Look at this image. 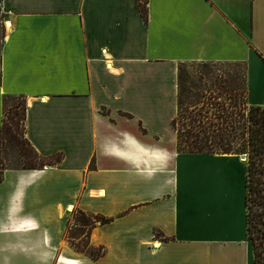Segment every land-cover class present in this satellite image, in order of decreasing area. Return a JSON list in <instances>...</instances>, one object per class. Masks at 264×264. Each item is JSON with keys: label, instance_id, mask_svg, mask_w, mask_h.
I'll use <instances>...</instances> for the list:
<instances>
[{"label": "crops", "instance_id": "obj_1", "mask_svg": "<svg viewBox=\"0 0 264 264\" xmlns=\"http://www.w3.org/2000/svg\"><path fill=\"white\" fill-rule=\"evenodd\" d=\"M137 4L0 0V128L3 97L23 96L26 140L63 156L3 171L0 264H253L245 161L177 153L170 121L181 62L244 63L264 107V0H147L146 22ZM72 204L109 220L90 229L95 261L65 238Z\"/></svg>", "mask_w": 264, "mask_h": 264}, {"label": "trees", "instance_id": "obj_2", "mask_svg": "<svg viewBox=\"0 0 264 264\" xmlns=\"http://www.w3.org/2000/svg\"><path fill=\"white\" fill-rule=\"evenodd\" d=\"M146 4L147 0H138L137 4L145 22ZM17 98L21 99L23 122L25 121V98L4 96L0 139H14L12 127H8V123L11 121L14 126L15 123L13 118L6 117L5 109L8 101ZM170 127L175 133L176 152L179 154L245 155L246 238L252 249L253 264H264V107L248 106L246 102L245 64L178 63L176 114L170 121ZM28 145L31 152L22 153L26 161L21 168H6L0 161V182L5 170L40 171L54 167L62 161L61 153L43 157L34 151L29 142ZM32 159L36 162H32ZM78 214L81 217H90L91 222L87 224L90 229L95 223L109 222L99 216L92 217L80 212ZM82 227L86 228L85 225ZM89 232L90 230L85 233L82 231L78 238L72 240L85 235L79 252L95 261L104 255V251L101 247L89 246ZM66 238L71 239L68 236Z\"/></svg>", "mask_w": 264, "mask_h": 264}, {"label": "rangeland", "instance_id": "obj_3", "mask_svg": "<svg viewBox=\"0 0 264 264\" xmlns=\"http://www.w3.org/2000/svg\"><path fill=\"white\" fill-rule=\"evenodd\" d=\"M6 23L7 21H4V16L0 12V45L4 32L7 31V28L5 26ZM225 70H229V69H225ZM220 71L222 70L220 69ZM21 103H22L21 99L18 98L14 99L13 101H8L5 109L6 117L8 119L13 118V122L15 123V126L12 125L11 121L8 123V127H12L14 139L6 140L4 137L0 139V161L1 164L6 168H21V166L26 161V159H24V157L22 156V153L28 154L31 152V148L29 147L25 137ZM13 112L17 114L14 115ZM164 137L166 138V135H164ZM32 162H36V160L32 159ZM59 177L62 181H65L67 184V189H66L67 194L65 198H66V203H69L72 201L73 198L72 195L74 194L75 185H76L75 180L69 170H66L62 174H59ZM73 207L74 209L72 213H67V229L65 233V238L67 236L71 237V239H67L69 246L72 248V251L74 253L81 254L79 252L81 250L80 244L81 242L85 241V235L75 240L74 239L72 240V238H78V235L82 231L85 233L86 231L90 230L87 224H90L91 219H89L90 217L88 218V216L81 217L80 214L76 212L74 205ZM82 225H85L86 228L82 227Z\"/></svg>", "mask_w": 264, "mask_h": 264}, {"label": "bare ground", "instance_id": "obj_4", "mask_svg": "<svg viewBox=\"0 0 264 264\" xmlns=\"http://www.w3.org/2000/svg\"><path fill=\"white\" fill-rule=\"evenodd\" d=\"M5 26H6V28H7V23L5 24ZM103 195H104L103 192H101V193L98 194L99 197H103ZM73 209H74L73 206H68L67 211H68L69 213H72ZM156 245H157V244H156ZM157 247H158V245H157Z\"/></svg>", "mask_w": 264, "mask_h": 264}, {"label": "water", "instance_id": "obj_5", "mask_svg": "<svg viewBox=\"0 0 264 264\" xmlns=\"http://www.w3.org/2000/svg\"><path fill=\"white\" fill-rule=\"evenodd\" d=\"M239 158H240L242 161H245V160H246L245 155H239Z\"/></svg>", "mask_w": 264, "mask_h": 264}, {"label": "built area", "instance_id": "obj_6", "mask_svg": "<svg viewBox=\"0 0 264 264\" xmlns=\"http://www.w3.org/2000/svg\"><path fill=\"white\" fill-rule=\"evenodd\" d=\"M152 248H153V249H156V246L154 245V246H152Z\"/></svg>", "mask_w": 264, "mask_h": 264}]
</instances>
